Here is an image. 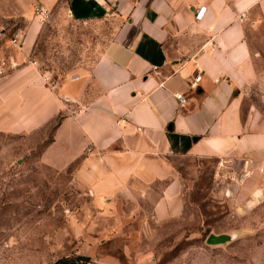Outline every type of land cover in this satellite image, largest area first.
Instances as JSON below:
<instances>
[{"label":"crops","instance_id":"crops-1","mask_svg":"<svg viewBox=\"0 0 264 264\" xmlns=\"http://www.w3.org/2000/svg\"><path fill=\"white\" fill-rule=\"evenodd\" d=\"M67 1L75 15L107 19L105 40L87 68L57 80L34 56L40 24L30 18L1 66L0 131L59 116L40 160L56 170L76 162L75 181L100 197L151 200L157 220L183 208L174 157L264 168L252 96L264 103V0Z\"/></svg>","mask_w":264,"mask_h":264},{"label":"rangeland","instance_id":"rangeland-1","mask_svg":"<svg viewBox=\"0 0 264 264\" xmlns=\"http://www.w3.org/2000/svg\"><path fill=\"white\" fill-rule=\"evenodd\" d=\"M0 0V67L12 37L40 24L33 53L59 80L89 66L107 19L75 15L68 1ZM254 101L264 113L256 93ZM59 116L29 132L0 131V264H264V168L216 157H174L181 213L157 220L149 199H108L77 183L73 169L39 158Z\"/></svg>","mask_w":264,"mask_h":264},{"label":"built area","instance_id":"built-area-1","mask_svg":"<svg viewBox=\"0 0 264 264\" xmlns=\"http://www.w3.org/2000/svg\"><path fill=\"white\" fill-rule=\"evenodd\" d=\"M40 11H41V14L44 13V14L46 15V14L48 13V10H47L46 8H44V7L40 8ZM203 11H204V6H201V7L198 9V12L196 13V16H197V17L201 16V14L203 13ZM22 38H23L22 35H21L20 33H17L14 37H12L11 42H12L14 45H21V44H22ZM2 71H3V69H2V67H0V73H2ZM45 77H46L47 79H50L49 75H48V76L45 75ZM199 78H200V74H197V75L195 76V80H197V79H199ZM177 96H178V98H179L181 101L184 100V97L182 96L181 93H178Z\"/></svg>","mask_w":264,"mask_h":264},{"label":"trees","instance_id":"trees-1","mask_svg":"<svg viewBox=\"0 0 264 264\" xmlns=\"http://www.w3.org/2000/svg\"><path fill=\"white\" fill-rule=\"evenodd\" d=\"M74 264H78V262L75 261Z\"/></svg>","mask_w":264,"mask_h":264}]
</instances>
